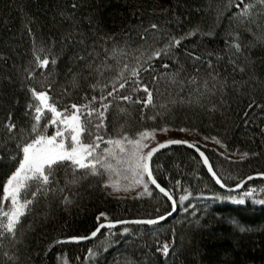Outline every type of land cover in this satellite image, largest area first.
Wrapping results in <instances>:
<instances>
[{"label": "trees", "instance_id": "16d2710c", "mask_svg": "<svg viewBox=\"0 0 264 264\" xmlns=\"http://www.w3.org/2000/svg\"><path fill=\"white\" fill-rule=\"evenodd\" d=\"M73 3L78 5L75 10L71 7ZM227 4L228 0H0V207L5 211L11 208L9 202L3 201L2 185L17 166V160L12 158L16 156L17 141L8 140L3 124L11 113L18 129H24L25 137L31 127V118L25 115L30 97L22 87L25 69L34 62L28 27L35 37L36 49L45 48L44 53H38L42 58L55 41L53 51L59 53V58L49 74V82L53 83L50 95L58 107L83 103L82 98L92 94L89 85L94 81L80 80L79 86H75L67 69L70 57L85 46L90 50L95 45L103 59L101 36L114 38L118 51L115 58L108 59L103 77L97 75L96 79L111 80L118 77L125 63L131 66L141 53L163 47L169 34L179 37L194 28L200 31L182 41L183 46L205 58L207 52L225 57L219 61L217 71L227 75L231 67L226 52L222 51L225 39L229 33H239L243 43L250 45L247 55L255 62L254 82L244 96L229 89L224 94L223 107L212 112L205 107L209 99L201 98L194 88L186 86L180 92L167 80H161L158 91L154 92L155 107L120 102L110 110L107 132L108 136L119 139L116 133L121 126L130 137L139 131L167 127L171 131L185 128L202 141L213 142L212 137H216L232 156L240 158L242 153L249 154L244 160H232L213 146L197 143L229 187L249 175L264 172V113H259L258 109L249 112L246 107L248 92L254 93L257 100L264 99V8L257 6L255 11L262 14H254L250 22L242 24L231 19L234 9L226 8ZM152 24H157L159 30H152ZM70 31L85 44L72 46L71 41H65L63 38ZM209 32L212 35H206ZM113 46V40L105 45L109 54ZM181 59L188 72L194 73L192 61L184 56ZM155 63L159 70L158 62ZM200 69V75L204 76L206 65H200ZM47 71L37 69L38 73ZM140 75L151 88V75L145 72ZM40 80L37 75L33 82L37 89ZM99 92L98 85L96 94ZM138 95L143 97L144 93ZM214 100L219 103L220 97ZM245 112H249L247 117ZM45 122L42 120L41 124ZM52 131L49 128V133ZM105 147L111 149L108 159L111 165L117 145L101 143V150ZM152 168L158 183L178 202L174 214L155 225L131 223L112 230L102 229L92 240L58 244L51 250L48 264H264V204L258 202L264 199V179L255 178L240 190L232 191L230 195L239 199L249 188L256 189L254 196L246 197L243 204H236L231 199H223L229 195L227 189L215 183L193 149L170 147L155 156ZM111 169L105 173V180L112 182L115 177ZM60 177V186L67 185L64 195L69 196L70 202L65 204L57 193L34 205L27 217L21 218L16 233L19 243L7 239L2 242L0 264H47L45 255L56 241L89 236L101 212L108 218L102 222H108L154 219L172 211L167 198L151 184V196L109 195L111 189L106 190L97 177L75 185L70 183L71 173L65 177L61 171ZM181 195L187 197L182 203L179 202ZM216 195L221 199H212ZM24 197L22 189L21 202ZM0 223L6 224L2 216ZM124 228L128 233L121 235ZM173 233L175 250L165 259L156 251V242L170 243ZM89 249L95 254L90 256ZM5 252L15 259L8 260Z\"/></svg>", "mask_w": 264, "mask_h": 264}, {"label": "snow or ice", "instance_id": "6c2138e0", "mask_svg": "<svg viewBox=\"0 0 264 264\" xmlns=\"http://www.w3.org/2000/svg\"><path fill=\"white\" fill-rule=\"evenodd\" d=\"M257 6L264 8V0H228V4L225 7L234 9L231 19L239 20L242 24H246L252 20L254 14H262L255 11ZM71 7L75 10L78 5L73 3ZM151 29L158 31L159 26L152 24ZM199 31V28H194L179 37L169 34L163 47L151 48L147 50L146 54L141 53L139 57H135V63L131 66L125 63L118 77L111 80L96 79V77L97 75L103 77V69L108 66V59L115 58L118 49L115 47L114 38L99 37L104 58L101 59V52L97 51L95 45L90 50L85 46L81 51L70 57L67 69L75 86H79L80 80L85 82L94 81L89 85L92 94H86L82 98L83 103H72L58 107L57 102L50 95L53 91V83L49 82V74L57 65L59 58V53L53 51L55 41H53V45L48 48L46 55L42 58L38 53H44L45 48L36 49L32 29L30 27L27 28V32L33 42L34 62L30 68L25 69L26 75L25 80L22 82V87L30 97L25 108V115L31 118V127L28 136L25 137L23 134L24 129H18L11 113L6 117V121L3 124L8 140L17 141L16 156L12 157L17 160V166L7 176L6 181L2 185L3 201L9 202L11 208L5 211L3 207H0V216L6 219V224L0 223V246L6 239L19 243L16 233L21 224V218H26L27 214L33 210L34 205L38 204L42 199H48L49 196H55L59 193L65 204L70 202L69 196L64 195L67 185L65 187L60 186L61 171L64 172L65 177L71 173L73 179L70 183L74 185L89 177H97L98 182H101L106 190L111 189L109 195L121 191H130L127 187L121 189L112 183L110 179L105 180V173L111 169V165L108 163L111 149L105 147L101 150V143L120 146L119 151L127 157L135 184L143 189L140 195H152L149 191L150 183L159 190L163 197L167 198L173 211L177 209L178 202L168 189L158 183L157 178L153 175L152 168L153 156L160 149L167 148L170 145H186L189 148H196L203 158L204 164L208 166V171L211 173L215 183L221 189H227L229 195L224 196L223 199H231L236 204H243L246 197L254 196L256 189L249 188L244 192L243 197L239 199L232 197L230 194L234 189L229 188L227 182L213 170L204 153L200 152L199 148L189 141L169 139L160 143L155 139L156 129L139 131L133 137H130L123 126L116 133L119 139L108 136L107 121L110 110L113 107H118L120 102L140 105L143 108L155 107L154 92L158 91L157 86L161 80H167L180 92L186 86L194 88L201 98L209 99V104L205 105V107L212 112L223 107V97L227 90L230 89L233 93L240 96L246 94L249 85L254 82L253 66L255 62L247 55L250 45L243 43L239 33L228 34V38L225 39V49L222 51L226 52L227 63L230 65L231 71L227 75H222L217 69L220 67L219 61L225 59V57L215 55L214 52H207V58H205L183 46L182 41L196 35ZM206 35H212V33L209 32ZM63 39L71 41L72 46L85 44L83 39H75L74 33L71 31ZM109 40H113L114 44L111 54H109V49L105 47ZM177 52H180V55H177ZM214 55L216 62L212 59ZM181 56L192 61L194 73L188 72ZM155 62H158L159 70ZM200 65H206L204 76L200 75ZM37 69H47L48 71L38 73ZM125 72L129 74L126 75ZM141 72L151 75V88L149 83H145L142 80ZM37 75L41 77L39 89L33 83ZM246 76L247 79H245ZM98 85L100 86L99 95L96 94ZM85 91L87 93V90ZM140 92L144 93L143 97L138 95ZM247 95L248 103L246 107L249 112L258 109L259 113H264V99L257 100L255 94L251 92H248ZM217 96L220 97L219 103L214 100ZM160 107L164 108L166 106L160 105ZM119 110L123 111V109ZM249 112H245L244 116L247 117ZM152 118L155 119V117ZM42 120L46 122L41 124ZM49 128L53 129L51 133H49ZM168 130L167 127L159 129V131L164 133H167ZM179 131L186 132L188 130L180 128ZM106 136L108 137L107 139H105ZM212 140L215 144L226 147L216 137H212ZM125 142L130 147L127 152L123 146ZM248 155L247 152L242 153L240 154V159L244 160ZM257 176L264 179V172L258 173ZM254 179L255 177L251 175L247 177L248 181ZM176 185H180L179 180L176 181ZM243 186L242 183L238 182L235 188L240 189ZM22 189L25 192V197L21 202ZM29 195L31 198H28ZM185 199L187 197L181 195L179 202L182 203ZM212 199H221V196L216 195ZM258 202L264 204V199H260ZM156 211L159 212V209ZM171 214V212L168 213V215ZM165 219H167V216L159 215L154 219L133 221L121 219L102 222L107 221L108 218L106 213L101 212L96 217L98 223L90 236H71L67 240H59L57 243H78L83 240L96 238L102 229L112 230L116 229L118 225L129 223L155 225ZM127 233L128 229L124 228L120 234L126 235ZM109 234L112 235L113 233L110 231ZM174 250V233L170 243L156 242V251L162 254L165 259ZM88 251L90 256L95 254L92 249ZM4 255L8 260L15 259L14 255H9L7 252Z\"/></svg>", "mask_w": 264, "mask_h": 264}, {"label": "rangeland", "instance_id": "374dc122", "mask_svg": "<svg viewBox=\"0 0 264 264\" xmlns=\"http://www.w3.org/2000/svg\"><path fill=\"white\" fill-rule=\"evenodd\" d=\"M155 139L156 141L160 143H163L169 139H179V140H186L194 144H197V143H201L204 145L207 144L208 146H213V148H216L219 153H221L225 157H228L229 159H232V160L240 159L239 157L232 156L223 147L215 144L214 142L202 141V139L199 138L197 135L190 133L188 131L181 132V131L168 130L167 133H164L162 131L157 130ZM123 146L125 147L126 152L130 150V147L126 144V142L124 143ZM119 148L120 146H117V150L114 152L115 161L113 162V164H111V168H112L111 173L114 174V177H115V180H113L112 183L116 184L121 189L127 187L130 189V191L129 192L121 191L118 194H127L131 196L147 195V194L140 195V193L143 192V189L135 184L134 176L131 171V167L127 161V157H125L124 153H121L119 151Z\"/></svg>", "mask_w": 264, "mask_h": 264}, {"label": "water", "instance_id": "95a60500", "mask_svg": "<svg viewBox=\"0 0 264 264\" xmlns=\"http://www.w3.org/2000/svg\"><path fill=\"white\" fill-rule=\"evenodd\" d=\"M192 143V142H191ZM194 144V143H193ZM198 148H199V150H200V152H203L204 153V156L208 159V161H209V164L212 166V164H211V162H210V160H209V158H208V156H207V154L205 153V151L200 147V146H198L197 144H195ZM173 146H185V147H187L186 145H170V146H168L167 148H163V149H160L154 156H153V160H154V158H155V156L157 155V154H159L160 152H162V151H164V150H166V149H168V148H170V147H173ZM189 148V147H188ZM190 149H193V150H195L197 153H198V155L200 156V154H199V152L196 150V148H190ZM200 158H201V160H202V162H203V158L200 156ZM153 164V163H152ZM203 164H204V162H203ZM205 165V164H204ZM205 167L207 168V170H208V166L207 165H205ZM214 170V169H213ZM215 171V170H214ZM209 172V171H208ZM209 174L211 175V173L209 172ZM154 175V174H153ZM212 176V175H211ZM253 177H255V178H259L257 175H252ZM246 182H248V180H247V178L246 179H244L242 182H240V183H242L243 185L246 183ZM154 186V185H153ZM155 187V186H154ZM229 188H232V189H234V191H237V190H240V189H236L235 188V186L234 187H229ZM176 211V210H175ZM175 211H171V213L172 214H174L175 213ZM171 214V215H172ZM171 215H165V216H167V218L168 217H170ZM135 220H138V219H135ZM128 221H133V220H128ZM129 224H131V223H129ZM126 225V224H125ZM118 226H121V225H118ZM90 236V235H89ZM92 239H94V238H92ZM92 239H89V240H92ZM61 240H67V238H64V239H61ZM59 241V240H58ZM84 241H88V240H83V241H80V242H84ZM80 242H78V243H80ZM76 243V242H75ZM58 244H61V243H57V241L48 249V251H47V253H46V255H45V260H46V263L48 264V259H49V254H50V252H51V250L56 246V245H58Z\"/></svg>", "mask_w": 264, "mask_h": 264}]
</instances>
